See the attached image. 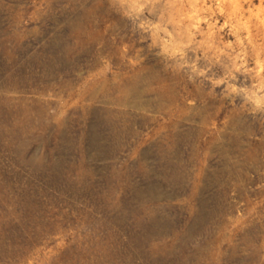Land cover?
Segmentation results:
<instances>
[{"label": "rangeland", "instance_id": "374dc122", "mask_svg": "<svg viewBox=\"0 0 264 264\" xmlns=\"http://www.w3.org/2000/svg\"><path fill=\"white\" fill-rule=\"evenodd\" d=\"M22 243L264 264V0H0V257Z\"/></svg>", "mask_w": 264, "mask_h": 264}, {"label": "built area", "instance_id": "2783aa9c", "mask_svg": "<svg viewBox=\"0 0 264 264\" xmlns=\"http://www.w3.org/2000/svg\"><path fill=\"white\" fill-rule=\"evenodd\" d=\"M245 206L242 205V212H244ZM0 264H41V260L38 256L32 258L29 257L27 246L25 244H20L15 251L7 252L5 256L0 257Z\"/></svg>", "mask_w": 264, "mask_h": 264}, {"label": "crops", "instance_id": "0c3cea01", "mask_svg": "<svg viewBox=\"0 0 264 264\" xmlns=\"http://www.w3.org/2000/svg\"><path fill=\"white\" fill-rule=\"evenodd\" d=\"M131 79H129V80L116 79V80L121 81L120 83H126L128 81L130 82ZM134 88H135L134 92H132V96H130V98L128 100L129 102H127V104H125V105H124V103H122L120 101L121 97L119 96V93H117V92L110 95L107 98L110 100L111 106L113 108L112 112H118L119 111L118 109L122 106H132L134 108L139 107L138 101H139V99H141V93H142L140 90V84ZM108 89L109 88L106 86L105 87H99L97 85H94V86H92L91 91L94 92L95 90H100L101 91L100 93H105L106 91H108ZM109 90H111V89H109Z\"/></svg>", "mask_w": 264, "mask_h": 264}, {"label": "bare ground", "instance_id": "6f19581e", "mask_svg": "<svg viewBox=\"0 0 264 264\" xmlns=\"http://www.w3.org/2000/svg\"><path fill=\"white\" fill-rule=\"evenodd\" d=\"M100 90H95L93 93L95 94L94 96H96V95H98V94H100Z\"/></svg>", "mask_w": 264, "mask_h": 264}]
</instances>
